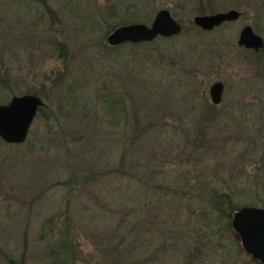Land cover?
<instances>
[{
  "label": "rangeland",
  "instance_id": "obj_1",
  "mask_svg": "<svg viewBox=\"0 0 264 264\" xmlns=\"http://www.w3.org/2000/svg\"><path fill=\"white\" fill-rule=\"evenodd\" d=\"M164 8L182 32L109 44ZM245 24L264 37V0H0V103L45 102L24 143L0 138V264H259L232 226L264 207V48L238 45Z\"/></svg>",
  "mask_w": 264,
  "mask_h": 264
},
{
  "label": "water",
  "instance_id": "obj_2",
  "mask_svg": "<svg viewBox=\"0 0 264 264\" xmlns=\"http://www.w3.org/2000/svg\"><path fill=\"white\" fill-rule=\"evenodd\" d=\"M238 16V11L231 10L216 15H198L194 22L203 29H212L222 21ZM182 30L183 25L164 8L159 10L151 25L133 23L120 26L109 35L108 41L111 44L152 41L158 36H173ZM239 44L258 50L264 46V41L253 32L251 26H247L241 33ZM223 92V82H215L210 90L212 102L221 103ZM44 106V100L32 93L15 95L9 103H0V137L10 144L24 143L39 110ZM233 228L239 234L245 251L264 263V208H241L233 217Z\"/></svg>",
  "mask_w": 264,
  "mask_h": 264
},
{
  "label": "flooded vegetation",
  "instance_id": "obj_3",
  "mask_svg": "<svg viewBox=\"0 0 264 264\" xmlns=\"http://www.w3.org/2000/svg\"><path fill=\"white\" fill-rule=\"evenodd\" d=\"M231 10H236V11H238L239 12V16L238 17H236V18H234V19H227V20H224V21H222L221 23H219V24H217V25H215L212 29H211V31L212 30H214V29H217L218 27H220V26H222V25H224V24H230L231 22H234V21H237V20H239L240 18H243V11L242 10H238V9H236V8H232V9H229V10H227V11H221V12H216V13H214V14H210V15H216V14H222V13H228L229 11H231ZM204 14H202V16H203ZM207 15V14H206ZM197 26L198 27H200L201 29H203L200 25H198L197 24ZM247 26H251L252 27V30H253V32L255 33V34H257L258 36H260L261 38H262V40L264 41V37H262L259 33H257V31H256V29H255V27L253 26V25H251V24H245L243 27H242V29H241V31H240V33H239V38H238V41H237V43H238V45L240 46V47H244V48H246L247 50H251V51H253V52H260L263 48H264V46L262 47V48H260V49H255V48H249V47H246V46H244V45H240L239 44V40H240V36H241V33H242V31L244 30V28L245 27H247ZM206 30V29H205ZM218 81H220V82H223V81H221V80H217L216 82H218ZM215 83V82H214ZM213 83V84H214ZM212 84V85H213ZM223 84H224V82H223ZM212 87V86H211ZM211 87H210V90H211ZM225 84H224V92H225ZM224 92H223V96H224ZM24 94H26V93H24ZM33 94V93H32ZM37 95V94H36ZM39 96V95H38ZM41 97V96H40ZM211 97V96H210ZM43 99V98H42ZM211 102H212V100H211ZM222 102H223V99H222ZM221 102V103H222ZM221 103H219V104H215V103H213L212 102V104L213 105H215V106H219V105H221ZM230 114L229 115H231L232 117H231V119L232 120H236L237 121V119L239 120V121H241V122H243V124L245 123L244 122V114L246 113V110H245V108L244 107H241V108H239V107H232L231 108V111L229 112ZM249 129H248V127H247V129H246V134H245V137L247 138L248 136H249ZM253 136V135H252ZM252 136H250V137H248L249 139L248 140H253L254 141V143H252L251 144V146L249 147V146H247V148L243 151V152H245V153H250L251 154V152H255V151H258V150H256V147L257 146H262L263 147V132L262 133H260V134H258L257 136H254V137H252ZM248 145V144H247ZM248 206H253V207H258V208H264L263 206H257V205H245V206H241L239 209H237V210H235V212H234V214H233V217H234V215H235V213L238 211V210H240L241 208H243V207H248ZM233 220V219H232ZM232 226H233V224H232ZM233 231H235L234 230V228H233ZM236 232V231H235ZM235 236L237 237V238H239V240H240V242H241V239H240V236H239V234L236 232L235 233ZM241 246H242V243H241ZM242 248H243V246H242ZM244 249V248H243ZM245 250V249H244ZM246 252V251H245ZM247 253V252H246ZM248 254V253H247ZM249 256H251V258H252V260L253 261H255V262H258L259 264H264L261 260H259V259H255L252 255H250L249 254Z\"/></svg>",
  "mask_w": 264,
  "mask_h": 264
},
{
  "label": "trees",
  "instance_id": "obj_4",
  "mask_svg": "<svg viewBox=\"0 0 264 264\" xmlns=\"http://www.w3.org/2000/svg\"><path fill=\"white\" fill-rule=\"evenodd\" d=\"M194 26H197L196 24H194ZM156 40V39H155ZM155 40H152V41H144V42H125V43H133V44H145V43H152V42H154ZM109 44H111V43H109ZM122 44V43H121ZM112 45H120V44H112ZM27 93H33V94H37V95H39L36 91H27ZM40 96V95H39ZM43 98V97H42ZM42 109V108H41ZM40 109V110H41ZM40 110H39V112H40ZM39 114V113H38ZM1 138V137H0ZM2 140V139H1ZM66 247L69 249L70 247L68 246V245H66ZM63 259H66V258H63Z\"/></svg>",
  "mask_w": 264,
  "mask_h": 264
}]
</instances>
